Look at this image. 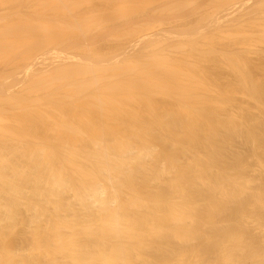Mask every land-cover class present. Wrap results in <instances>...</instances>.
I'll list each match as a JSON object with an SVG mask.
<instances>
[{"label":"bare ground","instance_id":"bare-ground-1","mask_svg":"<svg viewBox=\"0 0 264 264\" xmlns=\"http://www.w3.org/2000/svg\"><path fill=\"white\" fill-rule=\"evenodd\" d=\"M263 53L264 0H0V264H264Z\"/></svg>","mask_w":264,"mask_h":264},{"label":"rangeland","instance_id":"rangeland-1","mask_svg":"<svg viewBox=\"0 0 264 264\" xmlns=\"http://www.w3.org/2000/svg\"><path fill=\"white\" fill-rule=\"evenodd\" d=\"M189 13H190V12L188 11L186 14H189ZM206 23H207V22H206ZM204 24H205V23H203V25H204ZM254 56H255L254 60L257 59L256 62L259 61L258 63H260V61H261V64L264 65V64H263L264 61H262V57H263V60H264V53H263V54H259V56H256V55H254ZM259 57H261V58H259ZM260 59H261V60H260ZM261 64H259V65H261ZM263 74H264V73H263ZM263 77H264V76H263ZM249 113H250V112H249ZM251 115H253V114H251ZM251 115L248 116V119L251 117ZM258 128H260V129H259V130H260V132H259L260 134H261V132H263V135H260V134H259V136H261V137L263 138V136H264V131H263L262 128H264V126H263V127L261 126V127H258ZM258 128H257V129H258ZM259 130H257V131H259ZM261 130H262V131H261ZM257 133H258V132H257ZM257 133H256V134H257ZM257 135H258V134H257ZM259 136H256V137H259ZM261 137H259V138H261ZM263 139H264V138H263ZM260 140H262V139H260ZM238 142H239V143H238ZM238 142H237L236 145L239 144L240 146H236V149L239 148V149H237V150H238V151H239V150L241 151L244 147H246V144H244V142L242 143L241 140H238ZM240 142H241V143H240ZM241 146H242V149H240ZM243 146H244V147H243ZM250 146H251V145H250ZM247 147H248V146H247ZM248 148H249V147H248ZM248 148H245V150L243 149L244 152H245L246 150H248ZM250 149H251V148H250ZM250 149H249V150H250ZM248 152H249V151H248ZM248 152L246 151V152H245V155H247ZM243 154H244V153H243Z\"/></svg>","mask_w":264,"mask_h":264}]
</instances>
